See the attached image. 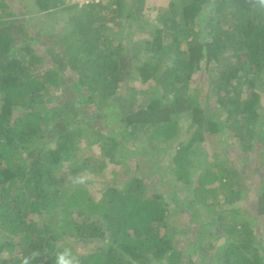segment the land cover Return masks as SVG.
<instances>
[{"label":"trees","instance_id":"obj_1","mask_svg":"<svg viewBox=\"0 0 264 264\" xmlns=\"http://www.w3.org/2000/svg\"><path fill=\"white\" fill-rule=\"evenodd\" d=\"M126 1L113 0L108 15L102 2L36 0L42 11L73 12L66 36L59 22L33 33L24 2L17 11L0 3V264H59L65 253L74 264H195L204 256L210 264H264V235L256 243L253 223H264V0H182L179 19L157 14L154 25L141 21L145 0ZM124 10L136 23L133 47L116 51L108 40ZM200 17L204 40L184 36ZM197 73L212 85L205 107L193 95ZM118 108L122 116L109 129L102 120ZM181 114L190 117L187 128L174 119ZM143 133L162 142L155 151L170 158V178L149 180L147 156L131 148ZM208 136L249 154L257 179L244 182L235 163L214 157L211 169L198 170ZM110 164L133 176L95 198L80 182ZM190 189L184 207L181 191ZM252 189L253 210L243 195ZM54 203L62 208L54 211ZM172 233L189 245L197 239L204 258L184 262ZM71 241L97 248L76 257Z\"/></svg>","mask_w":264,"mask_h":264},{"label":"rangeland","instance_id":"obj_2","mask_svg":"<svg viewBox=\"0 0 264 264\" xmlns=\"http://www.w3.org/2000/svg\"><path fill=\"white\" fill-rule=\"evenodd\" d=\"M28 4H26L25 0H0V3H8V5L14 6L12 8V10L17 11L19 10V3L20 2H24L23 4L25 5L26 8V16H28L30 19L28 21V24L31 26V30H33V33H39V31H41L42 29H45V27L47 28V25L50 23H58L59 22V28L62 29V36H66L67 34H69L72 29H73V21H72V13L69 10H64L62 8H53L50 9L49 11H42L40 9L39 6H36V0H27ZM171 1H174V5H169ZM102 2V4L104 3V5H110L104 12L107 13L108 15L112 14L114 11V6H113V0H95L94 3H100ZM132 0H128L125 2L126 6L131 5ZM16 4V5H15ZM81 5V7H83L82 3H76ZM72 5V4H71ZM125 7V6H124ZM213 8V2H210L207 7L205 6V9L203 10L204 16L208 15L211 11V9ZM143 15L141 16V21L142 22H147V25H154L158 23V19H157V14H163V13H167V15L169 17H174V18H178L181 15L182 12V0H145L144 3V8L142 11ZM124 14L125 16L122 17L121 19H119L118 21H116L115 24H113L112 26H114V31H116V33L110 34V38L108 40V42H110L111 45V49L112 50H118L119 45L120 44H125L127 45V48L129 47V49H131L132 46V39H131V35L133 34V29L135 28V24L132 20L127 19V11L124 10ZM22 16H15L14 18H21ZM202 17V16H201ZM200 17L199 21L196 26L194 28H191L189 33L184 34V36H192L193 38H196V36H199V39L204 40V38L206 37V32H207V26L202 24V18ZM13 18V19H14ZM205 19V18H204ZM41 23V24H40ZM40 24V25H39ZM61 24V25H60ZM122 26V27H121ZM121 27V29L123 30L125 28V31H120L119 28ZM129 30V31H128ZM44 35H46V33H44ZM109 35V34H108ZM60 37H56L55 40H58ZM136 38V36H135ZM18 49V48H17ZM40 54H44L43 49H41ZM140 58L143 61L147 60V57H145L144 55H140ZM154 58V57H152ZM165 58L167 60H171L170 56H165ZM159 58L156 57V60H158ZM135 75H139V73H135ZM195 77H198V82L196 83V86L198 88L197 93H193V95L198 96V100L201 104V107H205V98L207 95V92H210V94L212 93L211 91V87L212 85L208 82V75L204 74V76L202 77L201 73H197L195 75ZM138 82V81H137ZM136 82H134L133 84H135ZM129 86V85H128ZM121 91H123V93H121ZM120 94H125L126 93V89L125 87H123L122 89H120L119 91ZM119 94V95H120ZM143 95H141V100L143 99ZM59 97V94L56 95L55 98ZM217 96L213 97V100H215ZM137 100H140V98L138 97ZM140 100V101H141ZM52 101V100H51ZM122 101V100H121ZM140 101L138 103H140ZM55 101H52L49 103V109L48 112L53 113L52 110L50 109L51 105L54 104ZM213 111L211 110V112L217 117L220 116L221 111L217 109L218 105L215 101H213ZM122 104V103H121ZM124 104H122L123 106ZM44 106V104H43ZM109 110V109H107ZM120 108H118L117 110L114 111H105L106 113V117L102 120V122L108 126L109 129H112L113 124L115 125L116 122L119 121V119L122 116V113L120 112ZM74 115V114H73ZM84 118V116H83ZM174 119L184 125V128L188 127V122L190 121V117L188 114H181L179 116L174 117ZM110 123V124H109ZM114 131V130H113ZM120 131V130H119ZM225 139V138H224ZM121 140L123 141V139L121 138ZM226 140V139H225ZM123 143H126L125 141H123ZM162 142H159V144L155 143L154 140H152V138L148 137V135L146 133L142 134V137L140 136L139 138L136 139L135 143H131V148H134L135 150H139V151H143L140 155H139V159L143 160V158H145L147 156V164L150 167V172H147V175H149V180H152L154 178V180L156 178H160V180H166L167 178H170L169 173H171V160L170 158H168L167 154H164L163 151L165 150H161V151H155L156 148H158L159 146H161ZM169 142L167 145H165V147L168 148V146H170ZM164 146V144H162ZM205 149V155H207V158H204V160L202 159V164L199 166L198 165V170L204 172L208 169H211L213 167V163L211 162V160H214V158H216L218 160V162H227V163H235V165H237V167L239 168V172H240V177L242 178V180L244 182H249L251 183L254 180V176L257 179L258 177V173H256V175L253 173L254 168L251 164L252 161H250L249 158V154L248 156L244 155L242 153V151L239 150L238 146H230L226 143L222 144L220 141H218V139L212 137V136H208L207 141L205 143L204 146H202ZM93 154L98 155V153L100 152L98 146H93ZM214 153L216 154L214 156ZM255 154V153H254ZM119 156L120 154L118 153L115 157L116 161L119 160ZM158 156H161L160 158H158ZM197 156L199 157V155L197 154ZM130 157V156H129ZM200 157L203 158V155H200ZM214 157V158H213ZM131 159V158H130ZM132 167H133V163H135L136 159L132 158ZM138 160V157H137ZM140 160V161H141ZM217 162V163H218ZM199 164V163H198ZM115 164H110L109 167L107 169H104L102 172H99L96 175H90L89 178L83 179L82 182H80V185H86L87 187H89L91 189L92 192L95 193V198H100L102 192L105 190L106 186H110L113 184V180H117L118 181H125V186H127V183L129 182V178L132 175V170L128 169V172L125 176L124 174V170H123V166H120L118 168L117 171H112L111 169L114 167ZM243 167L246 168V171L243 172ZM140 175V174H139ZM173 184H177L178 186H180L177 182L173 181ZM159 190L160 188L157 187ZM163 190V189H161ZM165 191V190H164ZM183 193L182 195V199L184 201V207L187 206V204L190 201V198H192L195 194L194 191L192 189L190 190H183L181 191ZM254 194L255 191L252 190H243V195L247 196V198L244 200L246 201L248 206H251V210H253L252 208L254 207L255 209L257 208L258 202L254 201ZM27 198V197H26ZM241 201H239L238 203H240ZM60 208H62V205L59 203H54V205L51 207V209H53L54 211H58ZM76 212L77 210L73 209V213L76 217ZM46 216H50V214H47ZM206 218V216L203 217H199L198 218V222H203L204 219ZM101 219V218H100ZM172 220H174L177 224V229L182 227V221L179 217V219L175 216ZM253 220V219H252ZM193 222V221H192ZM197 221L193 222V226L197 225L196 224ZM254 225L256 224V237H258L256 243L260 240L263 239V235H264V223H262L259 220H255ZM203 232L201 233V229L198 231V233L200 235L205 236L207 234L206 229L202 230ZM175 233H172V236L170 239L173 240V248L177 251H181L182 252V256H184L183 260L184 262L187 261V263L189 261H192L193 259L195 260H201L204 257L207 259L206 256L202 255V253H199V248L201 247L200 242H197V239H195L196 243H193L192 245H189L187 243V241L181 237H178L177 235H175ZM225 239V238H223ZM72 242V241H71ZM74 244V255L76 257H80L84 254H82L81 251L83 250H88L91 248H97L94 247V244H86V243H80V242H72ZM101 243V241H100ZM100 243H95L97 246H103L100 245ZM172 248V249H173ZM204 256V257H203ZM204 258V261H202L201 263H195V264H210L206 259ZM157 264L163 263L161 262H156Z\"/></svg>","mask_w":264,"mask_h":264},{"label":"clouds","instance_id":"obj_3","mask_svg":"<svg viewBox=\"0 0 264 264\" xmlns=\"http://www.w3.org/2000/svg\"><path fill=\"white\" fill-rule=\"evenodd\" d=\"M89 4H92V3H89ZM84 5H88V4H84ZM59 264H74V260L69 254L65 253L64 255H61L59 257Z\"/></svg>","mask_w":264,"mask_h":264},{"label":"built area","instance_id":"obj_4","mask_svg":"<svg viewBox=\"0 0 264 264\" xmlns=\"http://www.w3.org/2000/svg\"><path fill=\"white\" fill-rule=\"evenodd\" d=\"M65 2H67V4H76V3H82V5L84 4H89V3H94L95 0H64Z\"/></svg>","mask_w":264,"mask_h":264}]
</instances>
